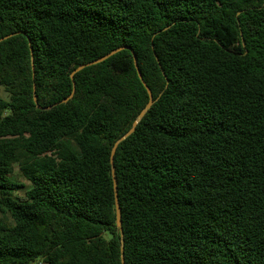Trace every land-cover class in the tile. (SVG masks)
<instances>
[{"label":"trees","instance_id":"obj_1","mask_svg":"<svg viewBox=\"0 0 264 264\" xmlns=\"http://www.w3.org/2000/svg\"><path fill=\"white\" fill-rule=\"evenodd\" d=\"M18 32L0 264H264V0H0ZM132 51L156 101L114 157L122 242L111 153L149 101Z\"/></svg>","mask_w":264,"mask_h":264},{"label":"water","instance_id":"obj_2","mask_svg":"<svg viewBox=\"0 0 264 264\" xmlns=\"http://www.w3.org/2000/svg\"><path fill=\"white\" fill-rule=\"evenodd\" d=\"M21 33L22 32L14 33V34L9 35L5 38H1L0 42L4 41L6 39H9L10 37H12L16 34H21ZM122 50H130V48L127 46L117 48V49L113 50L112 52L108 53L107 55H105V56H103V57H101L95 61L80 65L71 73L72 80L74 79L75 74H77L78 72L82 71L83 69H85L87 67L102 63V62L106 61L108 58L112 57L113 55L117 54L118 52H120ZM133 54H134V52H133ZM134 60H135V65H136V68L138 71L139 78L142 81L144 87L148 91L149 101H148L147 105L145 106V108L141 111V113L137 116V118L133 122L132 128L115 143V145L112 149V153H111L112 176H113V181H114L115 201H116V211H117V225H118L120 232H121L122 242H123L124 232H123L122 215H121V208H120L119 196H118V182H117L116 172H115V167H114V157H115V153L117 151L119 144L122 143L123 141H125L128 137H130L135 132L139 123L142 121V119L145 117V115L149 112V110L152 108V106L154 105V103L156 101V100H154L152 91L148 87L146 81L143 78L142 72L140 71V69L138 67V62H137V58H136L135 54H134ZM73 85H74V89H73L72 94L68 98L62 100L61 101L62 104L68 103L73 98L74 92H75V83L74 82H73ZM34 101L37 103V96L36 95H34ZM122 264H125L124 247L123 246H122Z\"/></svg>","mask_w":264,"mask_h":264},{"label":"rangeland","instance_id":"obj_3","mask_svg":"<svg viewBox=\"0 0 264 264\" xmlns=\"http://www.w3.org/2000/svg\"><path fill=\"white\" fill-rule=\"evenodd\" d=\"M12 179L20 184L23 185L22 188H20L15 194L18 197H23L26 194V191L29 189L30 184L29 182L24 178V176L21 173L20 167L19 166H15L14 168V173L12 175ZM0 216H2V213L0 211Z\"/></svg>","mask_w":264,"mask_h":264}]
</instances>
